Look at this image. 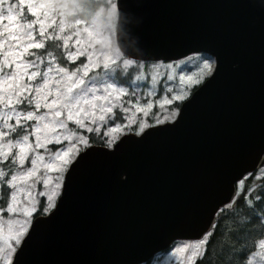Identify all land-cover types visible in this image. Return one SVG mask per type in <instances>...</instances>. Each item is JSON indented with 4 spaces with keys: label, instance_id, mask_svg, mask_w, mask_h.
I'll return each instance as SVG.
<instances>
[{
    "label": "snow or ice",
    "instance_id": "6c2138e0",
    "mask_svg": "<svg viewBox=\"0 0 264 264\" xmlns=\"http://www.w3.org/2000/svg\"><path fill=\"white\" fill-rule=\"evenodd\" d=\"M125 4L115 0V11L126 13ZM57 17L44 0H0V235L5 223L8 229L0 264H28L31 250L59 211L65 174L70 176L87 158L86 149L94 146L90 139L117 152L129 140L143 144L158 132L177 128L184 102L194 98L191 90L199 92L198 86L211 83L218 71V57L203 49L167 63L143 57L134 41L121 42L106 55L89 52L91 44L80 36L90 33L70 28L60 18L57 24ZM69 29L74 31L65 35ZM161 76L183 87L161 89L164 98L141 105L135 82L155 86ZM148 95L157 93L153 89ZM160 108L170 114L164 116ZM137 124L138 129L133 127ZM254 182H264V149L256 152L251 167L231 178L224 199L201 202L208 219L194 237L164 239L162 233L161 243L145 245L134 264H164L168 256L177 257V264H214L212 245L217 235H224L220 229L229 218L219 264H264V183L253 189Z\"/></svg>",
    "mask_w": 264,
    "mask_h": 264
},
{
    "label": "water",
    "instance_id": "95a60500",
    "mask_svg": "<svg viewBox=\"0 0 264 264\" xmlns=\"http://www.w3.org/2000/svg\"><path fill=\"white\" fill-rule=\"evenodd\" d=\"M125 7L118 46L134 41L143 57L164 61L203 49L218 57V71L184 102L177 128L117 152L86 149L65 174L59 211L28 264H134L162 233L192 238L208 219L201 202L224 199L231 178L264 149V0H126Z\"/></svg>",
    "mask_w": 264,
    "mask_h": 264
},
{
    "label": "rangeland",
    "instance_id": "374dc122",
    "mask_svg": "<svg viewBox=\"0 0 264 264\" xmlns=\"http://www.w3.org/2000/svg\"><path fill=\"white\" fill-rule=\"evenodd\" d=\"M33 2H39V0H33ZM44 2L50 3V6L53 9V11L59 16L56 19L57 24H59V18H60V22L67 25L68 27L70 28L79 27L80 30H84L90 33L91 37H89L87 33L84 32H81V36H80V39L84 42L85 45L89 43L91 44V47L87 49L89 52L101 53L106 55L112 50H115L119 47L117 44V34H116L118 12L115 11V0H106V3L97 11V13L90 20H85L77 16L81 8L77 4L76 0H44ZM17 11H20V9H17ZM72 31L74 30L72 29L66 30L64 34L65 35L71 34ZM75 39L76 37L73 36V40ZM69 43L71 45L72 41H69ZM70 50L74 51L75 48H70ZM84 59H85L84 57H81V60ZM161 61L167 63V61H163V60ZM145 62L148 64L153 63V61H145ZM159 71L163 72L164 70L160 69ZM135 83L139 85V87H136L135 90L138 94L137 98L140 100L141 105H143L146 102V99H151L155 101L158 97L164 98L166 96V93H164L161 89H166L168 87L179 89L183 87V85L179 84L178 82H168L162 76L158 78L157 84L155 86L150 85L146 87L144 83L140 81H136ZM153 89L155 90L157 95L149 96L148 95L149 92L153 91ZM153 111H157V110L153 109ZM158 111L162 113L164 116L170 114V109L165 110L163 108H160ZM139 119H143V117H138V120ZM153 119L154 118H150L147 122L152 123ZM135 126L138 128V124ZM90 134L92 133H88L89 137ZM52 175H55V173H52ZM44 191H48V189H44ZM7 231H8L7 224L5 223L4 233L3 235H0V241L2 243L4 240L7 239ZM2 243L0 244L2 245ZM177 255L183 256L184 254L181 253ZM164 264H177V257H172V256L166 257Z\"/></svg>",
    "mask_w": 264,
    "mask_h": 264
},
{
    "label": "trees",
    "instance_id": "16d2710c",
    "mask_svg": "<svg viewBox=\"0 0 264 264\" xmlns=\"http://www.w3.org/2000/svg\"><path fill=\"white\" fill-rule=\"evenodd\" d=\"M77 4L81 8L80 12L77 14L78 17L90 20L97 11L106 3V0H76ZM39 53H42L43 50H38ZM77 63H80L77 61ZM93 134H90L92 137ZM91 143L98 144L94 140H91ZM264 182H254L252 183L253 189H258V185ZM254 193H249V195H253ZM224 227L220 229V232H223L224 235H217L216 243L212 245V257L214 264H219V260L216 259L217 254L221 252L222 245H225L228 242L227 232L231 227L232 221L231 219H226L223 221Z\"/></svg>",
    "mask_w": 264,
    "mask_h": 264
},
{
    "label": "flooded vegetation",
    "instance_id": "af4514ba",
    "mask_svg": "<svg viewBox=\"0 0 264 264\" xmlns=\"http://www.w3.org/2000/svg\"><path fill=\"white\" fill-rule=\"evenodd\" d=\"M133 127L136 128V129H138L135 125ZM0 243H2V242L0 241ZM0 246H2V245L0 244Z\"/></svg>",
    "mask_w": 264,
    "mask_h": 264
}]
</instances>
